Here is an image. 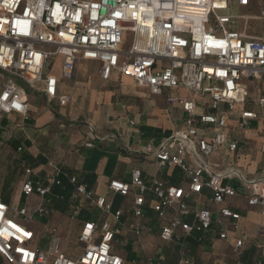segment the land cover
<instances>
[{"label": "built area", "instance_id": "obj_1", "mask_svg": "<svg viewBox=\"0 0 264 264\" xmlns=\"http://www.w3.org/2000/svg\"><path fill=\"white\" fill-rule=\"evenodd\" d=\"M215 0H0V115L17 114L28 119L27 90L43 93L49 101L57 100L66 106L69 97L57 95V79L47 75L53 60L61 58L60 76L71 81L80 61L99 64L102 80L113 73L129 78L133 87L146 90L152 96H163L168 108H179L184 114L183 126L160 142L153 155L160 167L178 168L188 179L187 190L165 186L155 180L150 189L142 173L134 168L130 182H109L113 195L127 197L137 191L133 201V216L144 218L145 195L151 191L156 200L153 212L157 218L158 236L164 243L201 236L211 228L209 209L190 211L188 200L210 192L209 202L220 206L237 190L226 181L239 180L250 190L249 206H258L264 218V172L257 179L247 180L235 168L219 172L209 169L207 158L219 150L235 153L244 144L252 122L264 126V91L259 89L253 100L249 84L264 77V5L259 19L263 22L260 37L248 38L242 32L228 31L236 16L222 15L226 1ZM246 7L249 0H235ZM132 36L130 47L123 51L126 34ZM250 82V83H248ZM256 92L258 87H254ZM183 90L186 95L177 92ZM198 98H204V110L199 112ZM240 106L239 118L233 126L235 136L230 138L223 130L228 128V117ZM91 128V127H90ZM212 128L208 136H199V130ZM96 138V139H95ZM91 138L100 140L98 137ZM92 147V141L86 144ZM189 160V161H188ZM217 167V165H215ZM26 174L30 173L26 169ZM74 187L76 194L92 202L97 208L111 213L112 205L103 196H94L75 177L66 176L57 166H50L43 179H26L21 193L28 198H43L54 187L63 188V179ZM172 217L167 220L169 211ZM219 216L233 223L240 215L229 207L217 209ZM49 211L38 205L34 214L20 209L18 215L26 222L34 216L46 217ZM122 215L113 213L114 220ZM192 215L191 221L186 218ZM130 231L140 236L139 223ZM118 230L107 223L97 227L85 222L78 240L83 252L76 258L65 256L61 240L54 227L49 228L47 250L34 246L35 234L26 225L9 216V207L0 199V259L4 264H123L121 257L111 252ZM264 235V227H262ZM99 236V241L95 237ZM227 239L225 232L219 235ZM177 264H195L180 245ZM242 247L236 239L234 252ZM264 264V240L259 245ZM145 264H156L147 259Z\"/></svg>", "mask_w": 264, "mask_h": 264}, {"label": "crops", "instance_id": "obj_2", "mask_svg": "<svg viewBox=\"0 0 264 264\" xmlns=\"http://www.w3.org/2000/svg\"><path fill=\"white\" fill-rule=\"evenodd\" d=\"M218 1L227 2V9L219 11V14L237 17L235 24L226 26L228 31L242 32L248 38L261 36L263 22L259 19V14L264 0H249L246 7H239L235 0ZM253 6L257 7V14L252 15ZM60 65L61 58H54L47 75L57 79V95L69 97L66 106L61 107L57 100L49 101L43 93L30 90L34 92V96L30 98L27 94V120L17 114L0 115V147L5 150L8 159V163L5 162L3 177L0 178V199L9 207L4 188L6 173L12 167L17 174V182H13L10 188L19 206L24 204L15 208L14 214L9 207V216L30 228L36 236L35 240L39 232L37 230L48 234L49 228L55 227L57 225L55 223L58 222L60 223L57 234L60 237L65 233L64 226L67 225L62 218L74 219L77 245L74 248L69 245H64L63 248L60 246L61 252L71 259H76L83 252L84 246L78 237L83 224L90 221L97 227L107 223L112 229L118 230L111 252L121 257L123 264H145L148 258L156 264H168L163 260V256L170 249L179 253L181 244L184 245L188 258L193 250L201 249L214 256L213 252L216 249L225 248L233 253L240 252L239 264H258L261 259L259 245L264 240L262 233L264 218L260 215L258 206L247 204L250 190L239 180L226 181L237 190V194L227 198L220 206L209 202L210 192L207 189H203L200 195H192L187 202L191 213L197 209H209L213 219L211 228L201 236L194 235L171 243H164L159 239L157 218L153 212L156 198L151 191L148 190L144 197V218L140 220L132 214L133 201L137 194L135 189H132L127 197L109 192L108 185L112 180L129 183L130 173L134 168L141 171L148 189L155 180H158L165 186L187 190L188 179L178 168L160 167L153 155L146 153V148L154 151L160 142L180 129L185 114L179 108H168L163 96H152L144 89L135 88L129 78L120 77L117 73H113L108 81L102 80L99 74L100 66L96 62L80 61L76 66L75 77L71 81L61 79ZM122 84L128 85L132 92H120ZM257 87V92L252 88V96L257 95L259 89L264 91V77L258 82ZM81 92L85 94L84 104L77 100L81 98ZM177 93L186 95L183 90ZM122 99H126L127 104H121ZM197 103L198 111L202 112L206 100L198 98ZM227 117L228 128L223 131L233 138L235 136L233 126L239 118V112L234 111L227 114ZM212 132V128L202 129L198 135L208 136ZM95 136L100 140L91 139ZM90 140L92 147H87L86 144ZM251 144L253 147H250ZM207 163L212 172L230 167L237 169L247 180L260 177L264 172L263 124L260 121L250 124V131L244 137V144L238 152L227 154L223 149L219 150L207 158ZM0 165L3 166L2 161ZM52 165L59 167L68 178L75 177L77 183L86 186L94 196L105 197L112 205L111 213L106 214L92 202L76 194L74 187L68 184L66 178L63 179V188L54 187L43 198L35 194L28 198L24 197L21 193L23 182L26 179L42 180ZM26 169L30 170L29 174H26ZM32 197H36L38 203L30 208L28 204ZM38 205L49 211L48 216H34L32 222H26L24 217L23 221L18 219L22 217L18 215L20 209H25L27 215H32ZM220 207H229L240 215V219L233 223L230 219L219 216L217 209ZM117 210H121L122 215L116 221L113 213ZM172 215L170 210L166 221ZM50 216L53 217V221L54 219L59 221L51 224L47 220ZM35 217L41 223L39 226H35ZM191 219L192 215L186 218L187 221ZM136 223H139L141 232L138 237L129 229L130 225ZM33 224V227L30 226ZM223 232L227 234L225 240L219 238ZM236 239L242 240V247L238 252H234L232 248ZM95 241H99V236L95 237ZM153 245L157 254L161 256L157 260L146 252ZM119 248H124L126 253L119 254ZM178 257L179 254L173 264H177Z\"/></svg>", "mask_w": 264, "mask_h": 264}, {"label": "rangeland", "instance_id": "obj_3", "mask_svg": "<svg viewBox=\"0 0 264 264\" xmlns=\"http://www.w3.org/2000/svg\"><path fill=\"white\" fill-rule=\"evenodd\" d=\"M215 4L219 5L221 3L218 0H215ZM251 14L252 15L253 14H257V7L256 6H253ZM131 41H132V36H131V34L127 33L126 34V38H125V43L123 44L121 49L123 51H127L129 49V47H130ZM248 83H250V82H248ZM249 85L251 87H253V88L254 87L257 88L258 82H253L252 84H249ZM119 91L123 92V93H126V92L131 93L132 92L131 89L128 87V85H125V84L121 85ZM27 94L30 96V98L34 96V92L30 91V90H27ZM84 96H85V94L81 92L80 93V97L81 98L77 99V100H79L80 104H84ZM256 97H257V95L254 94L252 96L251 100L252 99L254 100ZM100 99H101V94L98 95V100H100ZM139 103L141 104L142 102L139 101ZM121 104H127V100L126 99H122L121 100ZM53 106H54V104H52V107ZM240 109H241L240 106H237L236 107V112H240ZM250 147H253L252 144H251ZM4 151L0 147V164H1V161L3 162V166L1 167V165H0V178L3 177L2 174H3V171L5 169V162L8 163V159L6 158L7 156L5 155ZM13 170L14 169H12V167H10V170H8V172L6 173V184H5V188H4V193L8 196V201H9L8 205L11 208V213L12 214H14V209L15 208L21 207V206L24 205V204H22V205L19 206L17 198L14 195L12 189L10 188V186L12 185L13 182H17L16 181L17 174L14 173ZM15 172H17V170H15ZM35 203H38V200L36 199V197H32L29 200V204L28 205L31 208L32 205L35 204ZM50 213L56 214V212H53V211H50ZM18 219L20 221H23V217H18ZM52 219H53V217L50 216L47 220L50 221L51 224H53V222L55 223V222L59 221V219H57V220L54 219V221ZM62 219L65 222H67V225L64 226L61 223V225L64 226V232L65 233L63 235H60V239L61 240L66 239L65 241L61 242V248H63L64 245H69L71 248H74L77 245L76 240H75V239H77V232H76V228H75L76 221L74 219H72V218H70V219L69 218H62ZM34 223H35V226H39L41 224L37 217H35ZM59 223L60 222L55 223L57 225L55 226L56 228L54 227L56 229L57 233H58V230H59V228H58ZM30 226L33 227L34 224L30 225ZM50 227H52V225H50ZM37 232H38V236H37V239L34 241V244L40 250L45 251V250H47V247H48L49 236H48L47 233L41 232L40 230H37ZM78 247L80 248L81 246H78ZM118 252H119V254H125L126 253L124 248H119ZM146 252H147V254L150 255V257L154 258L155 260H157V259H159V257H161L160 255L157 254V251H156V248L154 247V245H153V247H151V249H149ZM213 253H214V256L211 255L210 252L203 251L201 249L200 250H193V251L190 252L189 258L192 259L195 262V264H239V259L241 257L240 252H239V254L233 253L230 250H226L225 248H218ZM178 254L179 253L176 250L170 249L163 256V260L167 261L168 264H173L174 261L177 259ZM257 254L259 256V251H257Z\"/></svg>", "mask_w": 264, "mask_h": 264}, {"label": "trees", "instance_id": "obj_4", "mask_svg": "<svg viewBox=\"0 0 264 264\" xmlns=\"http://www.w3.org/2000/svg\"><path fill=\"white\" fill-rule=\"evenodd\" d=\"M0 264H4L3 261L0 259Z\"/></svg>", "mask_w": 264, "mask_h": 264}]
</instances>
